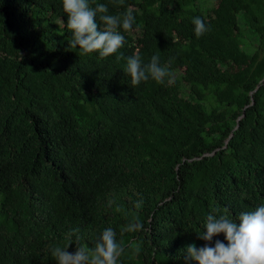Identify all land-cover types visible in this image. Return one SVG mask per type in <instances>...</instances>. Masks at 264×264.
Returning a JSON list of instances; mask_svg holds the SVG:
<instances>
[{"label":"trees","instance_id":"trees-1","mask_svg":"<svg viewBox=\"0 0 264 264\" xmlns=\"http://www.w3.org/2000/svg\"><path fill=\"white\" fill-rule=\"evenodd\" d=\"M211 1L89 0L135 17L101 58L68 47L62 0H0V264H57L69 233L92 248L108 227L118 264H185L214 209L264 204V0ZM134 54L172 82L132 86Z\"/></svg>","mask_w":264,"mask_h":264},{"label":"clouds","instance_id":"clouds-1","mask_svg":"<svg viewBox=\"0 0 264 264\" xmlns=\"http://www.w3.org/2000/svg\"><path fill=\"white\" fill-rule=\"evenodd\" d=\"M111 2L124 5L125 0ZM62 6L67 14L66 27L71 33L68 47L79 48L82 55L96 52L99 57L107 58L116 54L125 42V37L118 29L131 31L135 23L131 8L122 15H111L105 4L99 3L92 7L89 0H62ZM193 24L197 38L208 31V25L200 17L193 18ZM121 58L122 54L117 57ZM124 72L131 77L132 86H138L149 79L159 84H164L165 78H169V83L172 82V73L167 66L161 65L159 55H153L148 63H143L138 54L129 56ZM141 207L142 201H137L135 208ZM217 211L214 209L213 213ZM213 213L206 218V231L198 234V238L206 243L199 248L194 243L187 245L185 264L189 261H195L196 264H264V204L252 211L241 212L238 222L229 219L226 214L217 216ZM142 228L139 217L135 216L121 231L136 232ZM73 232L78 233L79 229H74ZM221 233L227 244L217 239L213 245V237ZM67 241L63 247L55 246L50 249L57 264H118L125 251L123 243L117 242L116 232L111 227L103 230L92 248L81 244L79 235H76L73 242L72 233L68 234ZM73 243L75 251L69 252L67 249ZM132 249L133 255L139 254L141 250L138 243Z\"/></svg>","mask_w":264,"mask_h":264},{"label":"rangeland","instance_id":"rangeland-1","mask_svg":"<svg viewBox=\"0 0 264 264\" xmlns=\"http://www.w3.org/2000/svg\"><path fill=\"white\" fill-rule=\"evenodd\" d=\"M208 1H209L210 3H212V1H211V0H208ZM210 3H209V4H210ZM213 3H214V2H213Z\"/></svg>","mask_w":264,"mask_h":264}]
</instances>
